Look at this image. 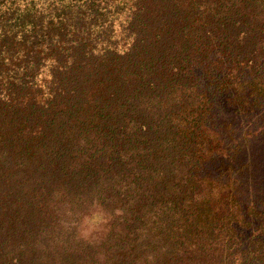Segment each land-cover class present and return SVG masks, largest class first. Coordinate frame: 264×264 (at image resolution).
I'll use <instances>...</instances> for the list:
<instances>
[{
    "label": "trees",
    "instance_id": "obj_1",
    "mask_svg": "<svg viewBox=\"0 0 264 264\" xmlns=\"http://www.w3.org/2000/svg\"><path fill=\"white\" fill-rule=\"evenodd\" d=\"M0 264H264V0H0Z\"/></svg>",
    "mask_w": 264,
    "mask_h": 264
},
{
    "label": "rangeland",
    "instance_id": "obj_2",
    "mask_svg": "<svg viewBox=\"0 0 264 264\" xmlns=\"http://www.w3.org/2000/svg\"><path fill=\"white\" fill-rule=\"evenodd\" d=\"M105 219L101 215L88 213L81 220L80 234L85 238H96L106 233Z\"/></svg>",
    "mask_w": 264,
    "mask_h": 264
}]
</instances>
